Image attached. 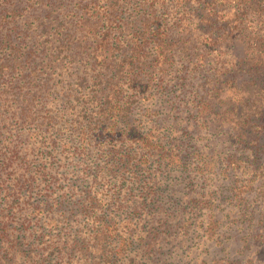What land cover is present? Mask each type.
Masks as SVG:
<instances>
[{
	"label": "trees",
	"instance_id": "16d2710c",
	"mask_svg": "<svg viewBox=\"0 0 264 264\" xmlns=\"http://www.w3.org/2000/svg\"><path fill=\"white\" fill-rule=\"evenodd\" d=\"M67 58L84 62V93L56 105ZM140 100L154 104L134 117ZM5 125L30 145L0 148V264H124L126 251L162 254L198 217L190 229L210 235L215 193L241 189L222 188L239 158L227 152L254 161L264 145V0H0ZM55 151L80 165L76 190L37 192L35 214L55 217L26 245L12 198Z\"/></svg>",
	"mask_w": 264,
	"mask_h": 264
},
{
	"label": "rangeland",
	"instance_id": "374dc122",
	"mask_svg": "<svg viewBox=\"0 0 264 264\" xmlns=\"http://www.w3.org/2000/svg\"><path fill=\"white\" fill-rule=\"evenodd\" d=\"M82 63L84 62L79 59L67 58L52 75V89L57 93L56 100H59L56 105L71 97L69 94L84 93L83 87L78 84L83 74ZM153 104V101L140 100L134 108L133 116L136 117L140 110ZM5 126L6 129L0 131L2 150H10L13 145L19 147L30 145L25 143L28 141L25 137L16 135L13 126ZM262 138H264V131ZM232 148L233 146L227 154L234 153L239 158L236 160L235 167L234 165L231 169L227 167L228 178L224 181L222 188L227 191V194L231 190L235 194L238 192L233 188L235 185L241 189L239 197L232 196L223 202L216 198L218 193H215L213 205L218 223L214 233L210 235L203 233V227L191 230L190 227L196 226L201 220L198 217L193 225L187 229L183 227L172 240L165 244L162 254L146 257L139 251H126L123 257L124 264H264V145L258 159L254 161L249 152L236 151ZM35 154L32 152L31 155L33 163L37 164L35 167L40 168ZM48 158L47 161L42 162L47 174H40L30 187L21 188L19 194L12 198V203L7 197L12 190L11 184H7L3 205L6 210L9 203L13 205L14 208L10 210L13 216L11 227L19 230V239L26 245L33 241V233H38L45 227L48 217H55L51 213L35 214L33 210L38 197L37 192H48L55 198L63 192H68L73 197L76 190L70 184L74 183L75 176L80 172V165L71 156L58 151L53 152ZM19 173H12L11 177L15 178ZM218 183L217 176L212 170L207 175L206 188L214 192ZM69 222L70 226L83 230V216L71 218ZM58 223L64 224L61 221ZM53 224L49 226L50 231H48L51 235L54 229Z\"/></svg>",
	"mask_w": 264,
	"mask_h": 264
}]
</instances>
